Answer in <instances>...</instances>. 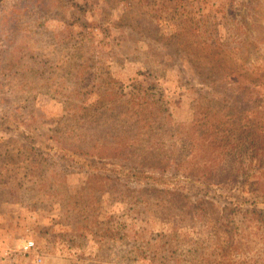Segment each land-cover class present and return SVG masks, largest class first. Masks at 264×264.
Wrapping results in <instances>:
<instances>
[{
	"label": "rangeland",
	"instance_id": "rangeland-1",
	"mask_svg": "<svg viewBox=\"0 0 264 264\" xmlns=\"http://www.w3.org/2000/svg\"><path fill=\"white\" fill-rule=\"evenodd\" d=\"M8 209L0 264H264V0H0Z\"/></svg>",
	"mask_w": 264,
	"mask_h": 264
},
{
	"label": "crops",
	"instance_id": "crops-1",
	"mask_svg": "<svg viewBox=\"0 0 264 264\" xmlns=\"http://www.w3.org/2000/svg\"><path fill=\"white\" fill-rule=\"evenodd\" d=\"M5 206H9V207H13V206H18L16 207L17 209H19V206L22 205V203H17V201H14V200H3V202ZM10 209L7 210V212H4V213H0V219H8L10 218V215H11V212L9 211ZM9 211V212H8ZM3 230H0V235L3 234ZM1 241H0V246H1Z\"/></svg>",
	"mask_w": 264,
	"mask_h": 264
},
{
	"label": "built area",
	"instance_id": "built-area-1",
	"mask_svg": "<svg viewBox=\"0 0 264 264\" xmlns=\"http://www.w3.org/2000/svg\"><path fill=\"white\" fill-rule=\"evenodd\" d=\"M34 246H35L34 241L30 240V241H27V242L24 244L23 249H24V251H27V250L32 249Z\"/></svg>",
	"mask_w": 264,
	"mask_h": 264
}]
</instances>
